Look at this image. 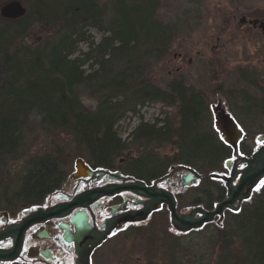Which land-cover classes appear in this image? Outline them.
<instances>
[{
  "label": "trees",
  "instance_id": "trees-1",
  "mask_svg": "<svg viewBox=\"0 0 264 264\" xmlns=\"http://www.w3.org/2000/svg\"><path fill=\"white\" fill-rule=\"evenodd\" d=\"M8 1L0 0V7ZM18 1L25 7L23 16H0V175L8 179L0 186V203L42 201L66 178L67 162L77 157L108 166L132 150L137 155L127 162L138 177L154 178L174 165L202 174L190 205L211 209L224 199L223 183L208 175L223 172L231 150L212 128L205 96L182 77L165 88L150 78L180 31L176 23L158 18L159 0ZM35 26L45 35L32 46L25 38ZM90 29L100 34L95 43ZM242 99L243 115L264 125V92L260 99ZM153 102L175 107L176 122L167 117L145 121L138 112ZM128 113L138 115V122L122 139L117 123ZM244 132L239 151L248 155V138L264 134V126ZM43 135L51 140L48 152L29 150L30 142ZM163 147L172 153L159 155ZM18 162L16 171L5 167ZM148 225L129 236L138 237ZM171 234L163 250L166 261L148 258L137 264H264V184L237 212L226 210L220 224Z\"/></svg>",
  "mask_w": 264,
  "mask_h": 264
},
{
  "label": "rangeland",
  "instance_id": "rangeland-1",
  "mask_svg": "<svg viewBox=\"0 0 264 264\" xmlns=\"http://www.w3.org/2000/svg\"><path fill=\"white\" fill-rule=\"evenodd\" d=\"M101 4H107L108 0H98ZM137 1V0H130ZM20 2V1H19ZM157 16L167 23L179 25V33L171 43L167 55L160 62L153 65L150 78L153 83L165 88L167 82L182 77L188 87L202 92L208 107L219 100L222 107L234 112L242 123L251 125L246 128L256 131L263 121L251 119L248 122L241 116L238 104L240 94L236 91H246L256 98L258 89L264 90V39L258 30L249 27H240L239 20L242 16L247 19L264 18V0H159ZM22 4V3H21ZM91 39L97 42L100 34L90 29ZM45 33L39 26H35L25 38V42L34 46L39 43ZM83 51L85 45H79ZM241 73L254 82L250 86L248 82L241 81ZM219 101V102H220ZM92 106L93 102L85 101ZM139 115L145 121H151L155 117H167L173 123L176 122V109L160 102L150 103L140 108ZM138 122V115L127 114L117 123V131L122 138L126 137ZM247 126V125H246ZM257 135L249 137L247 142L254 150L260 143ZM49 138L39 136L37 142L31 141L34 146L29 150L37 153H46L50 149ZM36 143V144H35ZM172 148L163 147L157 150L159 155L171 154ZM130 158L137 155L136 150L126 152ZM8 163L5 167L16 171L20 162ZM73 171V163L67 162L66 172L69 175ZM227 175L228 172L223 171ZM2 185H8L7 174L0 175ZM189 187L181 198L179 205L183 212L188 210L189 198L192 189ZM1 189V187H0ZM147 228L137 234L127 233L122 238H116L106 243L96 261L99 264H137V261L151 258L155 261L165 258V247L171 243L173 229L169 223L166 209L153 214ZM163 260V259H162ZM161 261V260H158ZM163 263V262H162Z\"/></svg>",
  "mask_w": 264,
  "mask_h": 264
},
{
  "label": "flooded vegetation",
  "instance_id": "flooded-vegetation-1",
  "mask_svg": "<svg viewBox=\"0 0 264 264\" xmlns=\"http://www.w3.org/2000/svg\"><path fill=\"white\" fill-rule=\"evenodd\" d=\"M241 18L244 20L239 21L240 27H249L261 33L259 24L264 21V18L247 19L244 16ZM253 21L258 23L253 25ZM247 80L246 75L241 73V81L246 83ZM248 84L252 86L254 82L249 80ZM258 91L257 98L246 91H236L240 94L239 109L245 106L242 97L260 99L264 90L258 89ZM230 110L232 112L225 109L230 115L232 114L241 129L251 127L250 124L242 123L241 118L238 117L240 115H236L233 108ZM240 114L244 116L242 111ZM244 119L252 122L249 117H244ZM245 139L246 137L243 140ZM127 158L131 159L128 155H124L108 166L91 164L84 160L92 170H101L102 174H97L92 178H72L70 173L42 201L0 203V234L5 230L9 232L7 236L0 238V251L9 252L11 256L10 260L0 261V264H99L96 260L107 242L137 231L138 225L147 222L154 213L166 208L161 205L158 210L150 213L146 220L138 221L143 207L137 201L146 199L126 189V186L141 180L146 186H155L170 191L176 199L181 196V192H185V189L180 187V176L183 172L167 168L161 175L154 178H141L129 168L130 163L127 162ZM101 188H107L111 193L97 197L87 206L73 207L70 210L64 208L60 211L63 216L47 220H41L39 215L31 217L40 209L67 204L85 191ZM217 203L211 209H203L212 211ZM78 211L85 212L90 227L81 234L76 232L71 222L72 216ZM27 219L31 222L24 228H20ZM61 223L67 225L71 241L64 240L65 230L61 228ZM102 236L99 244L93 247L94 239Z\"/></svg>",
  "mask_w": 264,
  "mask_h": 264
},
{
  "label": "water",
  "instance_id": "water-1",
  "mask_svg": "<svg viewBox=\"0 0 264 264\" xmlns=\"http://www.w3.org/2000/svg\"><path fill=\"white\" fill-rule=\"evenodd\" d=\"M25 11V7L21 4V2L18 0H10L1 5L0 16L6 19H16L23 16ZM243 20L244 18H241L240 22ZM257 23V21L252 22L253 25H256ZM259 27L261 28L262 36L264 38V21L260 22ZM212 111L213 128L215 132L218 134L220 140L225 145L230 147L233 153H235L238 143L243 135L242 131L238 128L237 124L230 117V115L225 113L219 105L216 107L212 106ZM259 140L264 142V136H260ZM238 162L244 163L245 166L241 169H238ZM224 165L225 168L230 171L228 177L225 178L213 174L210 175V177L225 179L227 190L226 198L220 203L216 204L212 211H205L200 207H195L186 214H178L176 211L175 199L170 192L155 186H146L142 181L138 180L137 182L126 186V189L146 199L144 201H137V203L143 207L141 209L142 214L140 217H138V220H145L152 211L157 209L158 205L164 204L168 209L172 227L177 232L184 233L192 229H199L203 224L211 222L215 216H221L224 208L234 211L237 210L238 205L234 206V203H239L241 200L247 199L252 188L256 186L257 183L264 177V145L252 153L249 158L243 157L233 161L227 160ZM74 169L75 170L71 175L72 178H92L97 174H102L101 170H91L82 159L75 160ZM173 170L187 172L181 176V187L195 184L200 178V176L195 173V171L185 166H179ZM118 178L121 179L120 177ZM236 179L237 181L235 185H233L232 183ZM110 193V190L107 188L85 191L74 197L67 204L53 206L44 210L40 209L36 214L31 215V217L39 215L41 220L60 217L63 216V213H60V211L64 208L70 210L73 207L87 206L88 203L97 197ZM196 214H199V216L195 217ZM28 219L23 222L20 228H24L31 222V220ZM87 220L88 218L84 211H78L72 216L71 222L74 224L75 230L78 234L90 229ZM60 226L65 230L64 240L67 242L71 241V236L68 233L67 225L61 223ZM8 234L9 232L5 230L0 234V238L7 236ZM102 238L103 236L101 238L94 239L93 247L98 245ZM10 258L11 256L9 252L0 251V261L10 260Z\"/></svg>",
  "mask_w": 264,
  "mask_h": 264
},
{
  "label": "bare ground",
  "instance_id": "bare-ground-1",
  "mask_svg": "<svg viewBox=\"0 0 264 264\" xmlns=\"http://www.w3.org/2000/svg\"><path fill=\"white\" fill-rule=\"evenodd\" d=\"M214 130V129H213ZM215 132V131H214ZM216 133V132H215ZM217 135V134H216ZM246 137V134H245V132L243 133V135H242V140L244 139ZM220 140V139H219ZM221 141V140H220ZM222 142V141H221ZM223 143V142H222ZM224 144V143H223ZM225 145V144H224ZM227 146V145H226ZM228 147V146H227ZM220 203V202H219ZM218 204V203H217Z\"/></svg>",
  "mask_w": 264,
  "mask_h": 264
},
{
  "label": "snow or ice",
  "instance_id": "snow-or-ice-1",
  "mask_svg": "<svg viewBox=\"0 0 264 264\" xmlns=\"http://www.w3.org/2000/svg\"><path fill=\"white\" fill-rule=\"evenodd\" d=\"M262 184H264V182H262Z\"/></svg>",
  "mask_w": 264,
  "mask_h": 264
}]
</instances>
